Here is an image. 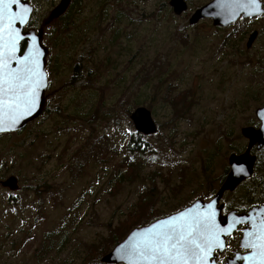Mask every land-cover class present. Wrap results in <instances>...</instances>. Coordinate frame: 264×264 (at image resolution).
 I'll return each instance as SVG.
<instances>
[{"label": "rangeland", "instance_id": "374dc122", "mask_svg": "<svg viewBox=\"0 0 264 264\" xmlns=\"http://www.w3.org/2000/svg\"><path fill=\"white\" fill-rule=\"evenodd\" d=\"M169 1L74 0L69 32L51 37L56 26H45L48 106L0 143V182L14 176L19 185L13 192L0 184V264H89L92 246H110L112 231L126 238L209 196L230 154L245 147L241 129L264 106V33L247 50L252 32L242 43L236 32L260 22L223 32L211 21L191 27L189 17L212 0H186V18L160 9ZM58 2L34 1L37 28ZM178 94L184 99L173 107ZM137 103L157 124L144 139L156 156L143 155L138 179L124 181L133 173L127 145L137 132L128 112Z\"/></svg>", "mask_w": 264, "mask_h": 264}, {"label": "snow or ice", "instance_id": "6c2138e0", "mask_svg": "<svg viewBox=\"0 0 264 264\" xmlns=\"http://www.w3.org/2000/svg\"><path fill=\"white\" fill-rule=\"evenodd\" d=\"M11 3L19 4L20 0H11ZM248 3L256 14L258 0H248ZM25 12L27 9H22L19 15L11 14L8 0H0V131L5 130L3 114H11L9 123L16 124L34 110L37 90L44 86V74L39 71L41 53L35 37L27 52L18 55V50L22 51L18 45L23 37L14 25L25 22ZM213 215L208 211L161 221L139 234L132 251L145 264H208L213 249L223 247L220 234H228L217 227ZM247 235L251 239L245 247L252 253L244 259L250 264H264V226L259 232Z\"/></svg>", "mask_w": 264, "mask_h": 264}, {"label": "water", "instance_id": "95a60500", "mask_svg": "<svg viewBox=\"0 0 264 264\" xmlns=\"http://www.w3.org/2000/svg\"><path fill=\"white\" fill-rule=\"evenodd\" d=\"M71 1L72 0H61L60 4L57 5L51 12L49 20L43 23L42 27L38 29L25 30L33 13V6L30 5L29 0H20L19 4H12L11 0H8V12L11 14L19 15L22 9H27V12L24 13L25 22L14 25L16 31L23 37L18 45V49H22V43H26V46L22 51L18 50V55H22L24 52H27L29 46L33 42V37H35V42L41 53L39 56V71L44 74L42 77L44 86L37 90L36 107L34 110L30 114H26L21 117L16 124L10 125L9 121L11 114L7 112L3 114L2 119L4 121L5 130L0 131V135L16 133L24 130L30 123L40 118V116L45 112L47 107L46 92L48 88V74L46 67L47 57L49 54V50L43 43L45 26L60 18L69 8ZM168 5L176 17H181L189 11V6L186 0H170ZM254 13L256 14H253V10L251 9V5L248 3V0H212L193 12L188 19V25L193 27L198 25L201 21L211 20L214 27H229L238 22L240 18L249 19L263 15L264 8L259 0ZM257 36V33L251 34L247 41V49L252 47L257 39ZM256 115L258 119L262 121V127L259 130L252 127H247L242 130L243 136L249 140L248 150L241 156L232 155L230 157L229 163L231 166V173L229 174L227 181L211 202L206 203L202 200H198L187 209H184L176 214L156 220L147 226L133 229L121 243L116 245L110 253L102 258L101 262L103 264H145V261L136 256L132 251L133 245L140 238L139 234L146 232L152 226L157 225L161 221L181 217L185 214L195 216L208 211H212L214 213L213 219L217 227L219 229H225L228 233L226 235L224 233L220 234V240L224 246L225 237L233 232L235 223H231V227H229L228 223L223 222L224 220L221 216V208H218V205H220V201L225 191L233 190L240 182L250 177L253 173L255 159L252 158L249 153L255 144H259V147L264 146V106L257 109ZM130 120L136 132L143 136L154 135L158 132V127L153 119L152 112L145 107L135 109V111L130 115ZM0 184L5 189H9L13 192L19 188L18 179L14 176L7 178L5 181L0 182ZM209 205H211V208H209ZM214 250L215 249H213V251ZM212 253L210 254V257L213 255ZM210 263L211 258L208 261V264Z\"/></svg>", "mask_w": 264, "mask_h": 264}, {"label": "flooded vegetation", "instance_id": "af4514ba", "mask_svg": "<svg viewBox=\"0 0 264 264\" xmlns=\"http://www.w3.org/2000/svg\"><path fill=\"white\" fill-rule=\"evenodd\" d=\"M34 1L35 0H29V3L33 6V8H35ZM73 1L74 0L71 1V4L67 9V11L58 19H65L72 14L71 5ZM259 1L262 3L264 8V0H259ZM60 2L61 0H59L58 5L60 4ZM34 11L35 10H33V12ZM254 20L260 22V27L258 28V30L253 28L246 29L245 27H241L244 28V31L239 32L236 30L237 31L236 33H244V35H241L240 37L241 43L245 40V37H247L251 32L257 33L258 36L257 39L255 40L256 42L258 38L262 36V33H264V14L249 19L240 18L238 22L226 28L214 27L213 25L212 26L216 29H220L219 31L222 30L225 31L236 25L248 24L249 22ZM205 21H211V20H205ZM29 29H31V27L27 25L25 30H29ZM46 98H47V106H48L47 92H46ZM256 111L254 113L255 115L254 120L246 127H243L241 129V136L245 139L246 145L245 147L242 146L240 149H235V151L232 154H230V156L228 157L227 165L225 167V172L220 179V185L217 188V190H213V191L211 190L209 196H203V198H196L190 204H188V206L177 209L176 211H173L170 214L160 216L159 219L157 220L166 218L184 209H187L198 200H202L206 203H209L213 200V198L222 188L224 183L227 181L229 174L231 173V166L229 163L230 157L232 155L241 156L245 154L248 150L249 140L243 136L242 130L247 127H252L256 130H259L263 125L262 121L258 119L256 115ZM249 154L252 158L255 159L252 175L246 178L245 180H243L242 182H240L233 190L225 191L220 201V205H218V208H221V216L224 220L223 222H226L229 225H231V223H235V228L230 235L225 237L224 246L220 249L217 248L213 251L210 264H250V261H246L244 259L245 257H249L252 253L251 249L245 247L246 242L251 239V237H249L247 234L249 232H253V233L259 232L262 226H264V146L259 147V144H255V146L251 148ZM206 189L208 190V187ZM233 195L240 196L241 199L239 197H237L236 199L235 198L236 196ZM239 199L240 201L238 202ZM147 225L149 224L142 225L141 227Z\"/></svg>", "mask_w": 264, "mask_h": 264}, {"label": "trees", "instance_id": "16d2710c", "mask_svg": "<svg viewBox=\"0 0 264 264\" xmlns=\"http://www.w3.org/2000/svg\"><path fill=\"white\" fill-rule=\"evenodd\" d=\"M73 3H74V1L72 2L71 8L73 7ZM160 9L162 11H165L166 15L172 14V10L167 6L166 2L161 3ZM36 12L35 11L33 12V15L31 16L30 22L28 24V26H30L31 28H37L38 27V17H37V13ZM186 14H188V12ZM186 14H184L182 17L186 18V16H185ZM62 20H64V21H62ZM72 24H74V21L68 20V17H67L65 19H56L53 22H51L47 27L48 28H52V26H56V28H52V31H50L51 37H54L55 33H59V31H60V33L69 32V29H70L69 25H72ZM237 35H238V33H237ZM53 40H54V38H53ZM25 46H26V43H22V45H21L22 50L25 48ZM80 63L81 62H79V63L76 62L75 75L77 74V69L80 66ZM83 75H85L84 71L82 72L80 78L78 79L79 81L85 78ZM183 99H184V97L181 96L180 94H178L174 98H171L169 102H170V104L173 107H177L182 102ZM139 105L140 104H138V103L136 104V106H139ZM128 113H129V115H131L130 112H128ZM38 120L34 121V123L37 122ZM32 124H30V125H32ZM26 129L21 130V131L16 132V133H9V134L0 135V143L6 138L8 139L10 137H13V135H17V136L22 135L25 132ZM144 139H146V136H143V135H141L139 133H135L134 135L131 136L129 144L127 145V152H128V155L131 154V159L129 161H131V169H132L133 173H129L128 172L127 177H125L124 174H121L120 177H121L122 180H124V181H133V180H137L138 179V177H139V165L137 163H139L141 165V163H140L141 160L140 159H141V157L143 155L147 154L148 156H151L152 158H155V156H156L155 152H153L152 150L147 148V142H145ZM4 144L5 143H3V145ZM22 145H23V143L21 144V146ZM107 151H111V149H104V150L101 151V153L103 154L104 152H107ZM100 157L101 156H99V155L97 157L95 156V158H100ZM88 159L89 158H88L87 154H83V157L77 158L76 161H75V165H76L77 170L82 172L83 168H84V166L86 164V161H88ZM127 165H129V167H130V164H127ZM4 166H5V164L2 162V164L0 165L1 174H3V169L2 168H4ZM141 201H142V203L147 204V198H142ZM134 228H136V227H133L132 229H134ZM131 230L127 231V233H129ZM122 236L123 235H118V232L114 233L112 231L109 234V236H108L109 239L107 241V243H111V245L108 246L107 248H105V244L104 243L92 246V249L95 251L96 256L90 257V259L92 261H94L95 263L100 262L99 259H98V256L100 254H102V253L103 254L107 253L110 248L115 247L116 245H118L125 238V237L122 238ZM105 250H107V251H105ZM92 261H89V264H92L93 263Z\"/></svg>", "mask_w": 264, "mask_h": 264}]
</instances>
